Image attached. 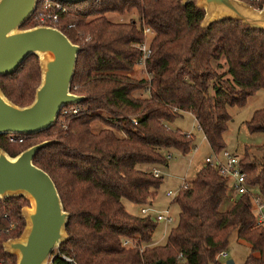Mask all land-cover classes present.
Instances as JSON below:
<instances>
[{"label":"trees","instance_id":"trees-1","mask_svg":"<svg viewBox=\"0 0 264 264\" xmlns=\"http://www.w3.org/2000/svg\"><path fill=\"white\" fill-rule=\"evenodd\" d=\"M40 1L21 28L36 25L32 18ZM242 1L264 10V0ZM61 3L66 12L56 26L79 48L69 91L84 97L80 109L65 129L56 118L46 130L12 134L21 142L0 135V148L11 156L54 140L32 158L50 177L67 213V238L48 263L69 264L64 255L75 264H220L215 255L235 231L248 246L243 264H264V228L255 221L248 192L235 193L212 167L199 169L172 197L177 218L161 244L152 241L157 222L127 213L121 202L149 208L162 179L150 169L166 166L164 155L170 150L189 152L191 135L168 126L180 113L192 116L213 154L223 151L226 107H241L256 90L264 91V30L230 18L200 27L203 10L194 0ZM143 27L150 32L146 77L134 78L130 72L139 60L136 45L143 40ZM38 81L37 58L28 55L13 73L0 75V89L24 106ZM245 128L264 132V108L252 112ZM254 148L263 150L264 141ZM238 164L247 189L264 196V153L256 161L244 150ZM25 204L22 196L0 200V213L6 211L17 222L15 230L5 233L0 215L4 264H15L2 243L20 234ZM123 239L133 247L122 246Z\"/></svg>","mask_w":264,"mask_h":264},{"label":"water","instance_id":"water-1","mask_svg":"<svg viewBox=\"0 0 264 264\" xmlns=\"http://www.w3.org/2000/svg\"><path fill=\"white\" fill-rule=\"evenodd\" d=\"M57 1L76 4L85 0ZM35 2L0 0V75L13 73L28 55L37 56L39 67V81L28 104H14L0 89V135L46 130L54 125L61 107L78 104L84 98L69 91L78 46L48 25L21 28ZM194 5L203 10L200 27L230 18L264 30V10L242 0H194ZM53 141H40L13 156L0 148V200L22 196L29 203L21 207L20 234L2 243L3 251L15 257V264H48L51 251L67 238V213L54 184L32 163L36 151ZM224 264L233 263L227 259Z\"/></svg>","mask_w":264,"mask_h":264},{"label":"rangeland","instance_id":"rangeland-1","mask_svg":"<svg viewBox=\"0 0 264 264\" xmlns=\"http://www.w3.org/2000/svg\"><path fill=\"white\" fill-rule=\"evenodd\" d=\"M130 75L134 78L146 77L143 68L138 65L133 67ZM261 108H264V91L262 89L256 90L254 94L247 97L244 105L241 107H226L229 120L226 123L225 131L222 133L224 142L223 152L240 158L245 150L250 156L255 158L256 161L260 158L264 153V149L256 150L254 147L263 143L264 132L249 133L245 128V122L250 118L253 111ZM96 124L99 125L98 123H92L93 126ZM168 126L171 129L179 130L181 133L190 134L192 141L188 153L180 154L177 151L170 150V158L167 160L166 166L157 167L158 170L160 169L159 171H161L162 179L156 190L157 196L149 207L152 211L148 213L153 215L157 211L167 209L170 219L168 221L157 222L152 233V241L154 244H161L164 242L167 231L175 224L177 218V206L171 202L173 196H166V192L170 191L174 195L183 181L185 183L190 182L194 178L195 172L204 167V158L212 156V152L204 138H202L201 132L189 113H180V115L174 118ZM137 167L143 168V166L139 165ZM250 191L252 193H257V191L252 188ZM25 201L26 204L23 206H29L27 199H25ZM121 202L127 213L133 215L137 214L139 210L138 205L126 200H122ZM224 251L225 257L216 259L218 263L224 264L227 259H230L233 264H243L245 256L248 254V246L243 241L238 240L235 236V231H232L228 237L227 246ZM53 253L54 249L51 251V254Z\"/></svg>","mask_w":264,"mask_h":264},{"label":"built area","instance_id":"built-area-1","mask_svg":"<svg viewBox=\"0 0 264 264\" xmlns=\"http://www.w3.org/2000/svg\"><path fill=\"white\" fill-rule=\"evenodd\" d=\"M65 12H66V7L60 1L41 0L39 9L36 15L32 19L36 25H48L57 28L56 23L58 22V18L61 15H63ZM149 34H150L149 29L147 27H143L142 28L143 40L141 43L136 45V48L140 53L137 65L142 68L144 67V60L149 55V48L147 44ZM79 109L80 106L77 104L66 105L61 107L56 116L59 127L61 129H65L67 119L76 115ZM130 120L132 124H135V120L133 117H131ZM8 140L10 142H15V141L21 142L22 138L9 134ZM164 156L166 159H169L170 153H166ZM204 166L212 167L219 175L226 178L235 193L239 194L243 192H248L251 200V210L255 217V221L258 225L264 228V196H261L258 193H252L250 189L249 190L247 189V187L244 184L243 173L241 172L238 164V158L235 155H229L223 151H221L219 154L212 153L211 157L207 156L204 158ZM150 171L154 177L161 176V171H159L157 168H151ZM184 186H185V182L183 181V183L179 188ZM174 195L170 191L166 192V196L171 197ZM150 211H152V209L148 207H140L137 212V215L139 216L149 215L156 222L168 221L170 219L169 211L167 209L157 211L153 215H150L148 213ZM0 215L1 218L6 222V226H4V229L2 230L3 232L9 233L10 231L16 229L17 222L9 215V213L4 211L1 212ZM121 245L125 247H133L132 242L127 239H123ZM224 257H225L224 250L219 251L215 255V259L224 258ZM61 258L64 261L68 262L69 264H75L74 260L70 257L61 255ZM177 258L180 259V254L177 255ZM0 264H4V263L0 261Z\"/></svg>","mask_w":264,"mask_h":264},{"label":"crops","instance_id":"crops-1","mask_svg":"<svg viewBox=\"0 0 264 264\" xmlns=\"http://www.w3.org/2000/svg\"><path fill=\"white\" fill-rule=\"evenodd\" d=\"M202 138H203V137H202ZM156 168H157V167H156ZM157 169H158V168H157ZM159 170H160V169H159ZM230 187H231V186H230ZM231 188H232V187H231ZM156 196H157V192H156L154 198H155ZM154 198H153V200H154ZM153 200H152V201H153ZM152 201H151V202H152ZM150 205H151V204H150Z\"/></svg>","mask_w":264,"mask_h":264}]
</instances>
